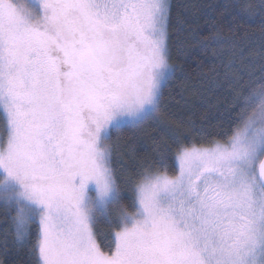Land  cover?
<instances>
[{"label":"snow or ice","instance_id":"snow-or-ice-1","mask_svg":"<svg viewBox=\"0 0 264 264\" xmlns=\"http://www.w3.org/2000/svg\"><path fill=\"white\" fill-rule=\"evenodd\" d=\"M170 12L169 0H0V208L13 244L36 229L37 264H264V65L254 85L237 77L221 139L175 137L173 171L162 157L126 178L131 210L118 207L113 133L161 114L177 71Z\"/></svg>","mask_w":264,"mask_h":264},{"label":"trees","instance_id":"trees-1","mask_svg":"<svg viewBox=\"0 0 264 264\" xmlns=\"http://www.w3.org/2000/svg\"><path fill=\"white\" fill-rule=\"evenodd\" d=\"M170 63L177 71L163 88L161 114L157 121H148L139 128L118 132L121 162L112 165L126 196L120 206L131 210V195L126 178L134 177L145 167L157 166L166 157L169 172L173 171L175 137L187 141L207 142L221 139L234 116L232 107L236 95V79L242 74L241 86L254 85L264 65V0H169ZM251 5L253 15L240 13L232 4ZM228 38L223 45L203 47L209 34ZM235 45V47H233ZM241 52L243 53L241 55ZM231 62L232 68L226 65ZM235 74V76H234ZM114 135V133H113ZM114 227L97 222L96 239L107 251ZM7 231V247L3 241ZM11 221L0 208V264H37L30 251L36 239V229L23 246L13 244Z\"/></svg>","mask_w":264,"mask_h":264},{"label":"rangeland","instance_id":"rangeland-1","mask_svg":"<svg viewBox=\"0 0 264 264\" xmlns=\"http://www.w3.org/2000/svg\"><path fill=\"white\" fill-rule=\"evenodd\" d=\"M146 122H148V121H146ZM111 143L113 145L112 158H114L113 160H114L115 164H119L122 161L121 160L122 158H121V155L119 153L120 150H121V147H120V139H119L118 132H114V135H113V138H112V142ZM112 163H113V161H112ZM115 172H116V170H115ZM118 207H121V206L119 205ZM117 214H118L117 213V206L112 207L110 209V218L112 220H115ZM98 222H99V224H105L108 228H110V224L108 222H106L103 217L99 218L98 219ZM112 233H111V236H112Z\"/></svg>","mask_w":264,"mask_h":264}]
</instances>
